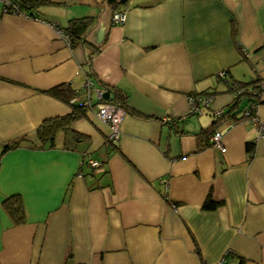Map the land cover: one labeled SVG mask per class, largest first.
I'll return each mask as SVG.
<instances>
[{"label": "crops", "instance_id": "obj_1", "mask_svg": "<svg viewBox=\"0 0 264 264\" xmlns=\"http://www.w3.org/2000/svg\"><path fill=\"white\" fill-rule=\"evenodd\" d=\"M20 1L26 14L0 3V264H264V134L225 118L222 148L198 135L228 108V83L264 87V0ZM86 77L123 98L119 138L107 145L85 106L40 146L36 127L71 110L45 90L68 83L79 103ZM192 93H210L208 106L188 112ZM14 194L21 222L4 205Z\"/></svg>", "mask_w": 264, "mask_h": 264}, {"label": "trees", "instance_id": "obj_2", "mask_svg": "<svg viewBox=\"0 0 264 264\" xmlns=\"http://www.w3.org/2000/svg\"><path fill=\"white\" fill-rule=\"evenodd\" d=\"M14 2H16L18 4V7L24 11L25 9H31L32 6L31 4L28 5L24 1H20V0H14ZM70 22L74 24L75 20L72 19L70 20ZM72 26H73L72 24H69L61 29L67 35L70 46L74 42V38L72 36V32H73L71 28ZM218 78L227 81L225 80L226 71H224V75L219 76ZM228 86L229 89L233 91L234 94L232 101L228 104V108L225 111L223 110L222 115L215 117L216 119L213 121V123H211V127H212L211 129L210 128L208 129L207 127L203 128L198 133V135H206L209 132H211L212 134V132L215 130L213 126L223 122L225 118L227 120H240L243 118H247L246 115L242 114L240 111H236L232 113L234 107L243 98H246L248 100L246 104H249L250 102L254 103L255 105L259 103H264V87L261 86L260 81H258V79L248 82L232 81L228 83ZM45 91L48 94L57 97L66 103H69V105L71 106V110L68 113L46 118L35 129V133L37 135L39 145L52 146L56 133L61 130H67L69 128L70 123L79 115H81V113H83L85 105L82 103L83 98L79 103H74L71 100L73 97L77 96L78 92L70 88L68 83L58 84ZM108 100L117 103L118 105L122 106V108L125 111H128L127 106L123 101V98H119V99L108 98ZM237 112H240V115H237ZM25 139L26 138L24 136H20L18 138L5 142L4 144H2L1 153H4L5 151L11 148L19 146L20 143ZM112 144L115 143H110L107 145H112ZM252 146H253V142L250 143L247 142L246 144L247 151H250L252 149ZM219 204L220 202L213 200L209 194L202 206L204 209H215ZM4 205L5 208L11 213L15 221L21 222L23 220L22 206L17 194L11 195L8 198H6V200L4 201Z\"/></svg>", "mask_w": 264, "mask_h": 264}, {"label": "built area", "instance_id": "obj_3", "mask_svg": "<svg viewBox=\"0 0 264 264\" xmlns=\"http://www.w3.org/2000/svg\"><path fill=\"white\" fill-rule=\"evenodd\" d=\"M2 11L4 13H12V14H26V11L20 9L18 4L14 2V0H0ZM125 20V11L123 9H116L112 12L111 21L113 23H123ZM59 33L69 45V39L67 35L60 29ZM224 75V72H219V76ZM83 101L82 103L88 107L89 109H93L95 114L99 120L104 122L108 127V133L105 137V143H115L119 138L120 134V124L125 115V110L122 106L109 101L108 99H103L102 94L103 90L95 87L94 80L90 77H86L83 83ZM95 96V101L93 102V96ZM212 95L210 93H192L188 95L189 109L188 112L194 113L200 111V108L207 107ZM242 114H245L246 117L255 124L258 133L264 134V121H260L257 117L256 113V105L252 102L246 104L245 107L240 111ZM223 110L217 109L213 112V114L218 117L222 115ZM183 116H181L182 118ZM179 118V117H178ZM180 118V119H181ZM170 120L169 118H165ZM222 134L223 131L221 129H216L210 135L211 145L217 148H222ZM83 164H88L93 169H98L100 167V163L97 160H93L90 158L82 159L80 162V166Z\"/></svg>", "mask_w": 264, "mask_h": 264}, {"label": "water", "instance_id": "obj_4", "mask_svg": "<svg viewBox=\"0 0 264 264\" xmlns=\"http://www.w3.org/2000/svg\"><path fill=\"white\" fill-rule=\"evenodd\" d=\"M109 93H110V90L109 89H106L103 92L102 98L107 100L109 98Z\"/></svg>", "mask_w": 264, "mask_h": 264}, {"label": "rangeland", "instance_id": "obj_5", "mask_svg": "<svg viewBox=\"0 0 264 264\" xmlns=\"http://www.w3.org/2000/svg\"><path fill=\"white\" fill-rule=\"evenodd\" d=\"M105 1H107V0H105Z\"/></svg>", "mask_w": 264, "mask_h": 264}]
</instances>
